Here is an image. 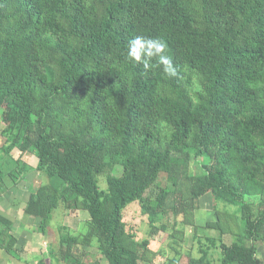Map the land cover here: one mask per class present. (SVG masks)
I'll return each mask as SVG.
<instances>
[{"label":"trees","instance_id":"1","mask_svg":"<svg viewBox=\"0 0 264 264\" xmlns=\"http://www.w3.org/2000/svg\"><path fill=\"white\" fill-rule=\"evenodd\" d=\"M136 35L166 42L175 77L127 58ZM0 122V197L31 173L44 178L18 231L48 239L58 206L88 214L84 230L60 240L63 264H100L88 248L106 264H154L159 231L171 262L212 264L207 248L180 263L174 247L185 225L198 229L193 211L207 191L219 232L227 207L236 228L229 245L208 239L217 264H264V0H0ZM190 149L201 159L179 194L171 174L172 188L147 196ZM132 202L148 219L143 238L123 220ZM10 226L0 215V248L18 256Z\"/></svg>","mask_w":264,"mask_h":264},{"label":"rangeland","instance_id":"2","mask_svg":"<svg viewBox=\"0 0 264 264\" xmlns=\"http://www.w3.org/2000/svg\"><path fill=\"white\" fill-rule=\"evenodd\" d=\"M2 124L0 122V130ZM1 142V141H0ZM195 151L190 149L188 151L187 160H183L180 157L177 164L173 165L171 171L168 173H160L155 185L146 192L147 196L154 197L159 191V188L170 187L172 188V182L169 180L168 176L173 174L178 176L179 182L175 189H181L180 185H185L186 173H193L195 171L194 162L200 160L201 158H196L194 155ZM14 158H17L19 152L15 149L11 152ZM30 158H28L29 160ZM44 178L41 174L31 173L28 175L19 185L11 189L8 193L0 197V215L6 217L11 221L10 230L13 235L18 240L19 254L18 256L7 253L4 249L0 248V264H36L38 258L47 257L45 264H63L60 247V240H62L64 234L69 231L80 232L86 228L85 224H88V214L83 210H73L67 211L63 209L62 206L52 213L51 224L49 230L51 235L44 238L39 234V232H28L26 229L19 230V223L22 221L23 217V207L28 199L31 192L35 190ZM207 185H210L207 183ZM211 186V185H210ZM178 193V191H177ZM179 194V193H178ZM189 192L184 187V196H188ZM177 195L170 196V199H174ZM199 208L193 211L194 221L197 225L196 231L192 225L184 226V235L182 239H177V243L174 247L178 252L182 253V258L180 263L186 261L185 253L190 251V254L197 256L198 251L201 249H206L209 253V259L212 264H217L216 259L219 254V250L212 247L213 242H209L208 239L218 240L222 239L223 243L229 245L234 239L235 234V224L232 220L233 208L227 207L223 209L227 215L219 218V224L221 225L222 234L219 232V227L217 223L212 222L216 220L217 211L213 208L214 201L211 198L210 191L202 193L198 198ZM177 200V197L175 198ZM221 206V205H220ZM254 208H259V205H254ZM123 220L126 223V228L130 232H134L138 238H143L146 236L149 230L147 217L141 215L140 208L137 202L130 203L123 211ZM223 214V213H222ZM229 214V215H228ZM218 216V214H217ZM171 218V215H170ZM229 218L231 220H229ZM166 222H170L168 218L165 219ZM27 224L30 226L38 224V219L28 218ZM208 222V223H207ZM207 223V224H206ZM212 223V224H210ZM26 224V225H27ZM209 224V225H208ZM60 226L59 228L57 226ZM173 227L172 222L168 224L169 231ZM180 224L177 228H180ZM62 228V229H61ZM61 229V230H60ZM6 237L4 236V239ZM49 240V243L47 241ZM217 241H215L216 245ZM17 245V246H18ZM150 248L153 250H159L160 253H164L162 256L157 255L154 260V264H175L171 262V259L178 258L175 251L171 249L169 238L166 232L159 231L150 242ZM46 250L45 256L41 255V250ZM56 251L55 258H53V253L50 251ZM257 256L264 262V241L256 243ZM90 257L100 259V264H106V259L100 254L98 250L94 248H88Z\"/></svg>","mask_w":264,"mask_h":264},{"label":"clouds","instance_id":"3","mask_svg":"<svg viewBox=\"0 0 264 264\" xmlns=\"http://www.w3.org/2000/svg\"><path fill=\"white\" fill-rule=\"evenodd\" d=\"M167 47L166 42L159 37L136 35L128 42L126 55L132 62L142 65L145 70L150 69L151 63L155 61L168 77H175L177 69L167 53Z\"/></svg>","mask_w":264,"mask_h":264}]
</instances>
